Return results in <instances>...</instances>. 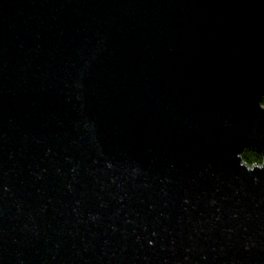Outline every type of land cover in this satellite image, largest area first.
<instances>
[{
    "label": "water",
    "instance_id": "obj_1",
    "mask_svg": "<svg viewBox=\"0 0 264 264\" xmlns=\"http://www.w3.org/2000/svg\"><path fill=\"white\" fill-rule=\"evenodd\" d=\"M263 95L264 0H0V264H264Z\"/></svg>",
    "mask_w": 264,
    "mask_h": 264
},
{
    "label": "trees",
    "instance_id": "obj_2",
    "mask_svg": "<svg viewBox=\"0 0 264 264\" xmlns=\"http://www.w3.org/2000/svg\"><path fill=\"white\" fill-rule=\"evenodd\" d=\"M262 105H264V95L262 96ZM245 163L249 166L262 164L263 163V155L258 151L256 147L246 148L241 154Z\"/></svg>",
    "mask_w": 264,
    "mask_h": 264
}]
</instances>
